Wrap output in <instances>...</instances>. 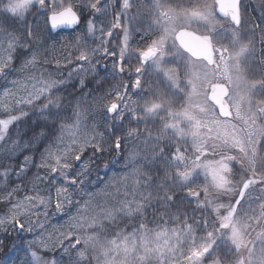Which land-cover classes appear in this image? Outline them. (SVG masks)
<instances>
[{"label":"snow or ice","instance_id":"6c2138e0","mask_svg":"<svg viewBox=\"0 0 264 264\" xmlns=\"http://www.w3.org/2000/svg\"><path fill=\"white\" fill-rule=\"evenodd\" d=\"M142 8L0 0V264L9 242L23 252L11 264H264V175L236 194L224 164L212 179L222 195L193 188L168 99L182 91L185 53L264 68V18L248 19L243 0H195L175 15L165 0ZM181 16L202 34L177 31Z\"/></svg>","mask_w":264,"mask_h":264},{"label":"rangeland","instance_id":"374dc122","mask_svg":"<svg viewBox=\"0 0 264 264\" xmlns=\"http://www.w3.org/2000/svg\"><path fill=\"white\" fill-rule=\"evenodd\" d=\"M152 2L153 0H135L136 5L143 6L142 11ZM165 2L175 10V15L181 8L192 7L195 0H165ZM243 3L247 7L248 19L256 16L259 22V19L264 18L261 0H243ZM140 19L146 26L147 16ZM124 22L122 19L121 24ZM174 27L177 31L184 27L196 32L198 28L203 30L202 26L195 22L188 24L182 16L176 20ZM198 33L202 34V31ZM96 35L99 36L100 33L97 32ZM61 38L67 43L71 36L65 32L57 39ZM223 42L226 44L227 40ZM259 47L257 43V49ZM185 57L187 64L181 62L180 71L182 91L168 92L173 111L181 113V116L175 120L176 130H169L173 141L179 145L183 154L180 166L186 170H193L195 165L191 179L193 184L199 183L195 188L207 184L210 193L218 196L222 194L216 193L212 188V179L215 176L220 180L219 170L224 164H228L231 168L228 177L231 180V187L236 194H239L246 180L253 175H264V68L258 66L251 57L241 60L240 70L233 61L227 64L220 63L218 55L216 57L218 67L201 58H194L188 53H185ZM186 68L190 69L187 77ZM189 80L191 83L188 82ZM216 83H225L229 87L225 101L232 109L231 116H222L218 106L210 98V92ZM160 115L165 113L161 112ZM147 126L153 135L158 134L159 120L155 125L149 123ZM120 168L121 163L114 162L113 168L107 171L111 175L112 171ZM104 176L105 172L100 175L101 178ZM259 187H261L259 184L251 186L250 192L253 196L259 195L256 191ZM261 198L264 199V196ZM223 202L229 201L224 199ZM250 203L255 207V201ZM171 226L174 225L169 223V227ZM15 243L19 244L20 241L17 240ZM18 255L23 256V252L14 249L9 256L10 264Z\"/></svg>","mask_w":264,"mask_h":264},{"label":"water","instance_id":"95a60500","mask_svg":"<svg viewBox=\"0 0 264 264\" xmlns=\"http://www.w3.org/2000/svg\"><path fill=\"white\" fill-rule=\"evenodd\" d=\"M223 3L225 6H231L232 0H223ZM185 29L187 32H195L193 30L187 29V28H180ZM178 30V31H179ZM199 34V33H197ZM185 40L189 43L190 47L196 51L200 52L202 51V47L199 41H197L194 37L192 36H186ZM197 57V56H195ZM229 89L226 84L224 83H217L214 86V90L210 92V97L212 100L219 106L220 113L223 116H230L231 111L229 105L224 102V97L228 93Z\"/></svg>","mask_w":264,"mask_h":264},{"label":"trees","instance_id":"16d2710c","mask_svg":"<svg viewBox=\"0 0 264 264\" xmlns=\"http://www.w3.org/2000/svg\"><path fill=\"white\" fill-rule=\"evenodd\" d=\"M107 159V158H106ZM104 173V171H101L100 173H99V175H102ZM199 183H197V184H193L192 182H191V186L193 187V188H195L196 187V185H198ZM201 197H203V196H201ZM192 203L194 204L195 203V201L193 200L192 201ZM191 209L189 208V211H190ZM13 250L14 249H12V242H9L8 243V248H6L5 249V252H7V255H8V257L11 255V253L13 252ZM4 257H3V253H0V259H3Z\"/></svg>","mask_w":264,"mask_h":264},{"label":"bare ground","instance_id":"6f19581e","mask_svg":"<svg viewBox=\"0 0 264 264\" xmlns=\"http://www.w3.org/2000/svg\"><path fill=\"white\" fill-rule=\"evenodd\" d=\"M253 18H255L256 20L258 19L256 16H254V17H251L250 18V20L251 19H253ZM260 20V19H259ZM191 56H193V55H191ZM194 58H197V57H195V56H193ZM197 59H200V58H197ZM253 70H255V69H253ZM225 84V83H224ZM227 85V84H226ZM228 87V86H227ZM228 89H229V87H228ZM213 101V100H212ZM214 102V101H213ZM215 103V102H214ZM216 104V103H215ZM217 105V104H216ZM218 106V105H217ZM229 107H230V105H229ZM218 111H219V113H220V110H219V106H218ZM230 111H231V113H233L232 112V109H231V107H230ZM221 114V113H220ZM222 115V114H221ZM223 116V115H222ZM194 183H196L195 181H193Z\"/></svg>","mask_w":264,"mask_h":264}]
</instances>
